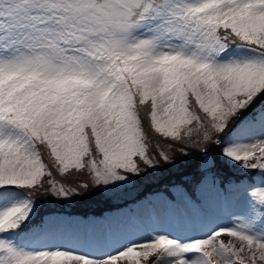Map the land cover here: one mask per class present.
<instances>
[{"label": "snow or ice", "instance_id": "obj_1", "mask_svg": "<svg viewBox=\"0 0 264 264\" xmlns=\"http://www.w3.org/2000/svg\"><path fill=\"white\" fill-rule=\"evenodd\" d=\"M0 264H264V0H0Z\"/></svg>", "mask_w": 264, "mask_h": 264}, {"label": "trees", "instance_id": "obj_2", "mask_svg": "<svg viewBox=\"0 0 264 264\" xmlns=\"http://www.w3.org/2000/svg\"><path fill=\"white\" fill-rule=\"evenodd\" d=\"M45 206L47 207H53V208H56V206L54 204H48V203H45L44 204ZM80 211H83V210H88V211H94L96 210L95 206H89V205H81L80 208L78 209Z\"/></svg>", "mask_w": 264, "mask_h": 264}, {"label": "rangeland", "instance_id": "obj_3", "mask_svg": "<svg viewBox=\"0 0 264 264\" xmlns=\"http://www.w3.org/2000/svg\"><path fill=\"white\" fill-rule=\"evenodd\" d=\"M225 222H227V221H225ZM226 239V238H225Z\"/></svg>", "mask_w": 264, "mask_h": 264}]
</instances>
